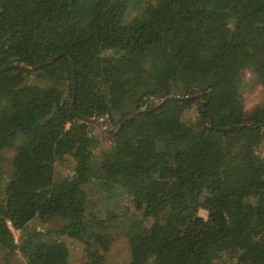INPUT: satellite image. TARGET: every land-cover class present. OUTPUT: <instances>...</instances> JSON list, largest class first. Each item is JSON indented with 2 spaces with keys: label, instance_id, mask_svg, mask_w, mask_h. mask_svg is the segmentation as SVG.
Masks as SVG:
<instances>
[{
  "label": "trees",
  "instance_id": "1",
  "mask_svg": "<svg viewBox=\"0 0 264 264\" xmlns=\"http://www.w3.org/2000/svg\"><path fill=\"white\" fill-rule=\"evenodd\" d=\"M247 70L264 93V0H0V170L15 152L0 248L68 264L67 237L109 264L123 235L130 264H264V94L247 113ZM84 118L115 127L97 165L100 124ZM91 184L140 218L94 210ZM36 219L63 225L29 230Z\"/></svg>",
  "mask_w": 264,
  "mask_h": 264
},
{
  "label": "rangeland",
  "instance_id": "2",
  "mask_svg": "<svg viewBox=\"0 0 264 264\" xmlns=\"http://www.w3.org/2000/svg\"><path fill=\"white\" fill-rule=\"evenodd\" d=\"M244 108L247 113H251L263 100V89L256 79V76L252 74L249 70L244 72ZM160 102L153 100L150 105H159ZM198 113L196 109H192L183 115V120L185 123H191L196 120ZM108 120L105 119L103 123L96 126L94 129L95 136V147H94V161L96 165L101 161V156L104 151L110 149L112 146V140L110 132L115 130V127L107 123ZM257 155L264 157V143L257 150ZM15 155L14 151H6L5 158L2 163L1 170L4 174L5 179L8 180L12 171V159ZM75 170V163L71 160L61 163L57 166V178L73 176ZM4 183V182H3ZM90 199L93 203V209L105 215L107 211L113 210L116 204H118L119 209L117 211L122 212L123 208L130 209V214L133 213L132 204L128 198L123 199L121 202H116L115 200H103L95 184H91L87 187ZM200 216L207 219L208 212L205 210L200 211ZM136 218H140L139 214L135 215ZM63 223L57 219H51L49 221H42L41 219H36L32 221L28 229L36 231H48V230H59ZM13 234L15 240L19 242L21 233L19 231H14ZM63 241L69 248L70 259L68 264H85L86 256L84 254L83 244L69 239L67 237H62ZM107 261L109 264H130L131 252L130 246L127 238L120 235L113 243L110 251L107 254ZM0 264H26L25 260L20 254L14 256H9L8 252L3 248H0ZM221 264V263H219Z\"/></svg>",
  "mask_w": 264,
  "mask_h": 264
},
{
  "label": "water",
  "instance_id": "3",
  "mask_svg": "<svg viewBox=\"0 0 264 264\" xmlns=\"http://www.w3.org/2000/svg\"><path fill=\"white\" fill-rule=\"evenodd\" d=\"M64 55L68 56V54H64ZM62 56H63V55H59V56H56V57L51 58L50 60H48V61L45 63V65H50V64L56 62V61H57L59 58H61ZM72 64H73V77H75V64H74L73 60H72ZM23 68H25V69H27V70H35V69H38V68H32V67H30V66H25V65H12V66H10V67H7L6 70H11V69H23ZM169 99H172V97L165 99V101H167V100H169ZM165 101H164V102H165ZM132 118H133V117H131V118H129V119H132ZM84 119H85L86 121L91 122V123H94V124H101V123H103L104 120H105V119L91 120V119H87V118H84ZM263 135H264V132H263Z\"/></svg>",
  "mask_w": 264,
  "mask_h": 264
}]
</instances>
